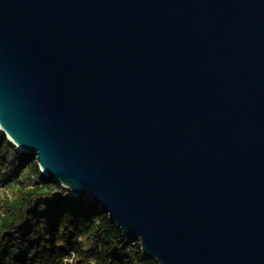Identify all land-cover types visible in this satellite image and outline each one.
Here are the masks:
<instances>
[{
  "label": "water",
  "instance_id": "water-1",
  "mask_svg": "<svg viewBox=\"0 0 264 264\" xmlns=\"http://www.w3.org/2000/svg\"><path fill=\"white\" fill-rule=\"evenodd\" d=\"M0 129L157 264H264V0H0Z\"/></svg>",
  "mask_w": 264,
  "mask_h": 264
},
{
  "label": "trees",
  "instance_id": "trees-1",
  "mask_svg": "<svg viewBox=\"0 0 264 264\" xmlns=\"http://www.w3.org/2000/svg\"><path fill=\"white\" fill-rule=\"evenodd\" d=\"M0 264H157L89 198L39 169L0 131ZM74 254L66 263L62 258Z\"/></svg>",
  "mask_w": 264,
  "mask_h": 264
},
{
  "label": "built area",
  "instance_id": "built-area-1",
  "mask_svg": "<svg viewBox=\"0 0 264 264\" xmlns=\"http://www.w3.org/2000/svg\"><path fill=\"white\" fill-rule=\"evenodd\" d=\"M1 130V129H0ZM0 190H2V192H4L5 194L7 195H10L11 194V190L8 189V188H2L0 187ZM69 195L73 196V197H78L76 195H74L70 190H69ZM85 197V196H84ZM74 256V254H69V255H66L62 258V262L63 263H66L68 261H70L72 259V257Z\"/></svg>",
  "mask_w": 264,
  "mask_h": 264
},
{
  "label": "rangeland",
  "instance_id": "rangeland-1",
  "mask_svg": "<svg viewBox=\"0 0 264 264\" xmlns=\"http://www.w3.org/2000/svg\"><path fill=\"white\" fill-rule=\"evenodd\" d=\"M7 138V137H6ZM7 140H8V138H7ZM2 191V190H1ZM86 199H88V196H85V197H83V198H80V200H82V201H86ZM153 260V259H152ZM155 261V260H154Z\"/></svg>",
  "mask_w": 264,
  "mask_h": 264
}]
</instances>
